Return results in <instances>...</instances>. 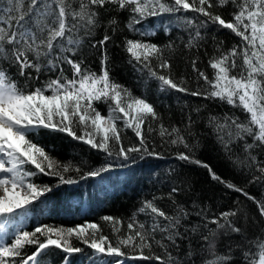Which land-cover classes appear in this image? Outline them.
<instances>
[{
    "label": "snow or ice",
    "instance_id": "1",
    "mask_svg": "<svg viewBox=\"0 0 264 264\" xmlns=\"http://www.w3.org/2000/svg\"><path fill=\"white\" fill-rule=\"evenodd\" d=\"M229 4L236 8L230 21L210 10ZM113 11L129 13L125 27L132 32H139L136 25H142L149 17H176L178 24L190 29L186 48L197 47L204 39L201 30L210 24L240 37V44L228 50L222 49L223 42L217 47L219 55L208 61L213 70L211 78L197 68V60L191 61L198 79L208 86L203 92L199 88L189 92L183 78L179 83L173 79L172 64L165 57V49L172 50L173 45L162 48L125 37L123 49L128 63L146 85L155 81L161 93L174 90L228 106L227 112L207 116L208 134L247 183L264 184V0H216L215 4L213 0H0V218L5 222L20 213L27 215L34 202L56 187L101 177L113 167L105 162L85 172L82 165L58 161L29 138L41 128L66 133L109 160L134 162L132 154H141V159L145 155L159 156L149 148L144 133L145 126L149 133L155 131L150 121L160 119L154 105L146 97L135 96L111 76L107 45L121 30L118 16L109 15ZM189 11L206 19L197 23L198 17L176 16ZM105 15L106 24L102 19ZM102 27L104 35L96 40L97 30ZM140 35L147 36L149 32ZM85 47L100 52L99 73L86 66ZM13 68L24 78L23 86L10 73ZM48 73L56 75H49L39 86H30ZM98 103L107 106L106 115L96 107ZM193 124L189 115L185 135L178 126L169 129L161 123L159 135L188 150L179 152L177 159L204 167L212 180L251 200L256 206L255 215L241 204L219 213L197 207L195 202L189 208L173 198L183 190L173 186L168 193L172 198L171 212L156 203L163 197L142 201L136 214H143L148 220L139 222L134 214L127 225L129 234L118 237L115 243L100 234L96 223L67 228L41 225L32 231L20 230L11 237L10 244L0 240V264H44V257L52 248L61 250L66 264H71V256L84 252L74 240L92 250L86 257L91 264H124L126 259L155 260L159 264H236L239 259L240 264H264V227L255 237L248 235L250 221L264 225V198L251 196L195 158L198 143H189V138H195L191 132ZM128 129L139 139L138 145L125 147L122 133ZM72 172L79 178L68 175ZM40 174L56 177L58 183L37 184L34 177ZM103 220L119 223L111 216ZM113 231L118 229L114 227ZM153 241L163 255H145L144 250L151 251ZM221 243L223 251L218 248ZM27 246H35V250L28 254L24 251ZM126 248L139 255L129 256Z\"/></svg>",
    "mask_w": 264,
    "mask_h": 264
},
{
    "label": "trees",
    "instance_id": "2",
    "mask_svg": "<svg viewBox=\"0 0 264 264\" xmlns=\"http://www.w3.org/2000/svg\"><path fill=\"white\" fill-rule=\"evenodd\" d=\"M213 3L215 4L216 0H213ZM210 10L230 21L233 19L232 13L236 11V8L229 4L227 7H213ZM109 15L118 16L121 29L113 35V40L107 45L111 60V76L118 83L131 89L135 96L146 97L154 105L160 119L150 121L155 131L149 133L147 126H145L144 133L149 148L159 153V156L145 155L141 159V154H132L135 157L134 162L109 160L102 152L91 149L90 146L81 141L72 139L66 133L41 128L37 133L30 134L29 138L44 147L45 151L58 161L82 165L85 172L90 168H99L105 162L112 163L113 167L110 171L103 173L101 177L80 180L75 185L56 187L52 193L34 202L31 208L27 210V215L20 213L16 217L8 218L7 222L4 221V218H0V240L2 241L10 244L12 242L11 237L20 230L32 231L41 225L67 228L86 223H96L100 226V234L108 236L115 243L118 237L129 234L130 230L127 225L137 213L142 201L151 199L153 196L163 197L156 203L164 211L171 212L172 198L168 197V193L173 186H180L183 189L173 198L189 208L195 202L197 207L204 206L210 209L212 213H219L234 207L236 204H241L255 215L256 206L251 200L212 180L208 170L204 167L177 159L179 152H187L188 150L184 149L182 145L168 143V138H161L159 135L161 123L169 129L172 126H178L182 132H185L189 115L194 121L191 132L195 134L194 139L189 138V143H198L194 153L195 158L209 164L217 175L244 188L251 196L257 199L264 198V184L247 183L245 176L240 174L239 169L234 170L232 168L211 135L208 134V129L205 126L207 116L210 113L227 112L229 107L215 100H207L202 96H192L174 90L161 93L158 91L155 81H150L146 85L141 80L140 74L134 71L132 65L128 63V54L123 49L125 37L154 43L162 48L165 45H173L172 50L165 49V57L172 64L171 75L173 79L179 83L183 78L184 86L189 89V92L196 91L198 88L203 92L208 86L202 79H198L197 73L192 69L191 61L197 60V68L206 72L211 78L213 70L209 67L208 61L213 55H219L216 51L217 47L221 46V42H223L222 49L228 50L233 45L240 44V37L235 36L230 30L210 24L207 29L201 30L204 39L199 45L186 48L185 44L190 29L178 24L176 17H170L167 14L149 17L143 21L142 25H136L139 32H132L125 27L129 18L128 12L117 14L113 11ZM180 15L198 17L197 23L206 19L191 11L176 14V16ZM102 19L106 24L108 15ZM166 28L168 30H165ZM104 31L103 27L98 29L95 39H101ZM145 31L149 32V35H140V32ZM109 34L111 35V33ZM83 54L86 56V66L99 73L101 71L100 52L85 47ZM155 63L156 61H153V65ZM64 67L67 70L68 66L65 65ZM10 73L19 85L23 86L24 78L20 77L14 68L10 69ZM163 74L167 75L168 73L164 72ZM49 75L54 78L56 73L44 74L40 77V81L34 80L30 86H39L40 82L47 79ZM67 75L71 76V72L67 71ZM96 107L102 114H107L108 109L105 104L98 103ZM196 109H199V112ZM185 135H187L186 132ZM122 138L125 147L135 146L139 143V139L131 129L123 131ZM68 175L76 179L79 178L75 172ZM34 181L41 185H56L58 183L56 177L43 174L34 177ZM105 216H111L119 223L114 225L112 222L105 221L103 220ZM135 218L142 223L148 220V217L143 214H136ZM192 219L195 220L196 217L193 216ZM257 219L259 218L257 217ZM114 227L118 231H113ZM261 227L264 225L257 226L250 221L248 235L255 237ZM160 238V234H157L156 240ZM73 242L82 247L84 252L71 256L69 258L71 264H91V261L86 257L92 250L75 240ZM218 248L223 251L224 244H219ZM34 250L35 246H27L24 251L31 254ZM124 251L129 256L139 255L138 251L133 252L130 248H126ZM144 252L145 255H163V250L155 241L152 242L151 251L145 249ZM64 256L65 254L61 250L52 248L44 257V264H66ZM104 259L109 258L104 257ZM124 264H159V262L126 259ZM236 264H240L239 259H237Z\"/></svg>",
    "mask_w": 264,
    "mask_h": 264
},
{
    "label": "rangeland",
    "instance_id": "3",
    "mask_svg": "<svg viewBox=\"0 0 264 264\" xmlns=\"http://www.w3.org/2000/svg\"><path fill=\"white\" fill-rule=\"evenodd\" d=\"M105 260H107V259H105Z\"/></svg>",
    "mask_w": 264,
    "mask_h": 264
}]
</instances>
